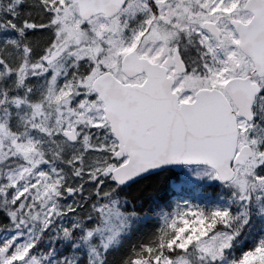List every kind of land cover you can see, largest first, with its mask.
I'll use <instances>...</instances> for the list:
<instances>
[{
  "label": "snow or ice",
  "instance_id": "snow-or-ice-1",
  "mask_svg": "<svg viewBox=\"0 0 264 264\" xmlns=\"http://www.w3.org/2000/svg\"><path fill=\"white\" fill-rule=\"evenodd\" d=\"M0 264H264V0H0Z\"/></svg>",
  "mask_w": 264,
  "mask_h": 264
}]
</instances>
